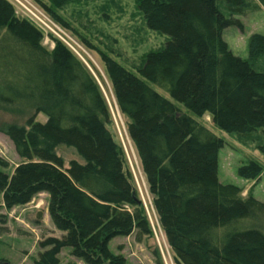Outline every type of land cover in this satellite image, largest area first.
Masks as SVG:
<instances>
[{
	"label": "trees",
	"instance_id": "obj_1",
	"mask_svg": "<svg viewBox=\"0 0 264 264\" xmlns=\"http://www.w3.org/2000/svg\"><path fill=\"white\" fill-rule=\"evenodd\" d=\"M32 1L71 31L59 12L78 0ZM137 2L147 27L170 37L165 48L147 54L139 75L100 55L175 264H264V204L220 183L224 141L148 84L195 116H209L264 159V72L257 70L264 67V36L250 37L248 59L223 39L230 27L243 31L240 18L264 0ZM52 40L51 50L41 30L0 0V110L33 112L24 126L0 129L22 160L7 173L0 156V195L7 210L49 196L50 219L62 236L40 243L34 264H61L65 249L83 264H131L109 245L119 237L151 238L146 208L109 129L113 118L100 85L73 51ZM40 114L45 123L36 122ZM61 147L74 149L83 163L65 169ZM237 174L259 182L264 166L250 161Z\"/></svg>",
	"mask_w": 264,
	"mask_h": 264
},
{
	"label": "rangeland",
	"instance_id": "obj_2",
	"mask_svg": "<svg viewBox=\"0 0 264 264\" xmlns=\"http://www.w3.org/2000/svg\"><path fill=\"white\" fill-rule=\"evenodd\" d=\"M59 14L71 26V33L64 29L76 42L82 61L92 72L100 85L110 106L113 124L109 126L116 142L123 148L127 166L131 171L135 186L143 202L152 229L153 236L138 242L135 236L114 239L109 247L115 254L123 255L131 264H158L160 255L163 264H175L174 254L158 222L149 193L146 178L135 147L129 139L125 119L121 116L113 94L112 86L105 71L100 53L112 57L125 69L139 75L137 69L142 65L147 54L165 48L170 37L154 32L147 27L138 8L137 0H78L65 7ZM243 31L230 27L224 31L223 39L233 54L242 59L249 58L248 42L252 35L264 36V7L251 11L240 18ZM74 34V35H73ZM50 41V39H49ZM82 41L89 44L87 49ZM44 46L51 49L52 43L44 41ZM257 70L264 72L261 65ZM153 89L174 103L183 114L193 118L212 131L225 143L219 153V181L222 185H233L241 190V197H253L264 204V175L259 182L246 181L237 174L238 169L250 161L264 166V159L253 145H244L237 135H229L216 128L209 116L199 118L183 105L172 100L161 88L148 83ZM32 113L17 114L0 110V129L9 125L24 126ZM46 117L40 114L36 122L45 123ZM57 155L64 160L65 169L72 161L83 163L74 149L61 147ZM0 156L9 163L7 173H12L22 160L17 155L11 140L0 131ZM49 196L41 194L26 206L7 210L0 195V264H34L41 253L40 243L49 237L60 238L51 222ZM244 226H252L244 224ZM264 230V225H262ZM61 264H83L71 256L70 249L60 255Z\"/></svg>",
	"mask_w": 264,
	"mask_h": 264
},
{
	"label": "built area",
	"instance_id": "obj_3",
	"mask_svg": "<svg viewBox=\"0 0 264 264\" xmlns=\"http://www.w3.org/2000/svg\"><path fill=\"white\" fill-rule=\"evenodd\" d=\"M15 8L18 17L29 20L45 36V41L51 42V50L55 47L52 37L63 42L71 51H73L81 60L76 47L79 45L72 39L67 32L57 24L46 12L37 6L32 0H8ZM50 39V41H49ZM80 48V47H79Z\"/></svg>",
	"mask_w": 264,
	"mask_h": 264
},
{
	"label": "crops",
	"instance_id": "obj_4",
	"mask_svg": "<svg viewBox=\"0 0 264 264\" xmlns=\"http://www.w3.org/2000/svg\"><path fill=\"white\" fill-rule=\"evenodd\" d=\"M58 232V231H57ZM61 234V233H60ZM62 235V234H61Z\"/></svg>",
	"mask_w": 264,
	"mask_h": 264
}]
</instances>
